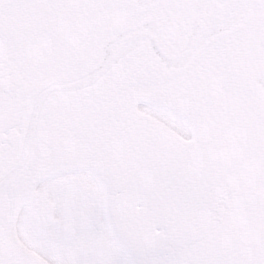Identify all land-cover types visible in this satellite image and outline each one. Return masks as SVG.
<instances>
[{"label":"water","instance_id":"95a60500","mask_svg":"<svg viewBox=\"0 0 264 264\" xmlns=\"http://www.w3.org/2000/svg\"><path fill=\"white\" fill-rule=\"evenodd\" d=\"M0 37V241L38 182L80 170L131 206L132 264L235 258L264 228V0H0Z\"/></svg>","mask_w":264,"mask_h":264},{"label":"flooded vegetation","instance_id":"af4514ba","mask_svg":"<svg viewBox=\"0 0 264 264\" xmlns=\"http://www.w3.org/2000/svg\"><path fill=\"white\" fill-rule=\"evenodd\" d=\"M6 54L5 39H0V60ZM182 136L186 139L188 134ZM72 193L83 199L75 200ZM89 195L96 197L95 210L85 212ZM106 205L104 186L88 173L61 175L40 183L19 211L9 238L0 243V261L5 264L12 259L17 264L21 256L15 251H20L42 264H95L105 252L132 264L112 234L114 213L110 215Z\"/></svg>","mask_w":264,"mask_h":264},{"label":"snow or ice","instance_id":"6c2138e0","mask_svg":"<svg viewBox=\"0 0 264 264\" xmlns=\"http://www.w3.org/2000/svg\"><path fill=\"white\" fill-rule=\"evenodd\" d=\"M49 163H59L54 158H51ZM86 183L94 182L90 178H83ZM73 198L77 201L83 199L79 193H72ZM217 199H222L217 194ZM89 206L84 209L85 212L94 211L96 204V197L88 196ZM116 218L122 228L131 235H137L139 233V228L136 221L132 218V215L122 202L117 201L116 207L114 209ZM231 221L225 219L222 222L221 232L227 236L229 234ZM254 239H244L235 241L234 244L238 249V255L235 258L225 256L223 260L210 259L208 264H264V228L254 230ZM0 264H4V261H0ZM52 264H57V262H52ZM79 264V262H76ZM95 264H129V261L124 259H114L108 253L101 252L100 257L96 259ZM141 264H174V262L166 259H152L149 257H144ZM190 264H199V261H191Z\"/></svg>","mask_w":264,"mask_h":264}]
</instances>
